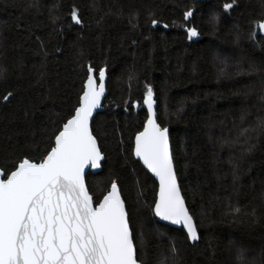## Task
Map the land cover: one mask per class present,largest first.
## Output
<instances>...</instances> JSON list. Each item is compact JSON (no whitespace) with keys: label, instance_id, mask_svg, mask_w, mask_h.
I'll return each mask as SVG.
<instances>
[{"label":"trees","instance_id":"trees-1","mask_svg":"<svg viewBox=\"0 0 264 264\" xmlns=\"http://www.w3.org/2000/svg\"><path fill=\"white\" fill-rule=\"evenodd\" d=\"M230 2L0 0V97L14 93L0 99V167L39 162L79 106L87 65L106 67L108 94L92 121L104 161L86 181L96 203L117 182L138 258L159 264L174 244L176 264H240L238 250L247 264H264V132L236 142L241 128L264 118V32L256 27L264 0H236L225 12ZM73 7L82 24L71 21ZM190 27L198 32L191 39ZM148 84L198 226L195 243L158 222V184L134 157Z\"/></svg>","mask_w":264,"mask_h":264},{"label":"snow or ice","instance_id":"snow-or-ice-1","mask_svg":"<svg viewBox=\"0 0 264 264\" xmlns=\"http://www.w3.org/2000/svg\"><path fill=\"white\" fill-rule=\"evenodd\" d=\"M235 4L236 0H231L222 8L227 12ZM191 15V11L184 13L186 19ZM70 19L74 24L83 23L74 7ZM217 20L216 15L211 17V23ZM256 27L264 32V20L256 22ZM187 35L189 39L197 36V29L188 28ZM253 35L250 32L249 38ZM86 71L79 106L58 133L53 132L50 151L39 162L21 157L13 162L14 170L0 167V264H143L117 182H110L95 205L85 182V169L99 168L104 159L90 119L105 94L106 67L97 70L89 64ZM219 74H224V67ZM3 75L0 71V77ZM133 79L130 75L129 81ZM13 95L7 92L0 99L8 102ZM155 104L152 86L145 85L147 119L143 131L135 135L134 154L159 181L154 215L181 226L189 240L197 241L198 226L185 205L174 169L169 129L157 122ZM257 130L264 132V118L258 119L254 128H241L236 142L248 144L251 133ZM176 255L172 244L169 255H162L159 264H176ZM238 259L247 264L242 250H238Z\"/></svg>","mask_w":264,"mask_h":264},{"label":"water","instance_id":"water-1","mask_svg":"<svg viewBox=\"0 0 264 264\" xmlns=\"http://www.w3.org/2000/svg\"><path fill=\"white\" fill-rule=\"evenodd\" d=\"M107 94H108V90H107V75H106V81H105V94H104V96L101 98V107H99V108H97L94 112H93V116H92V118L90 119V127H91V130H92V121H93V119H94V117L96 116V114L97 113H99L101 110H102V106H103V103H104V100H105V98H106V96H107ZM145 108H146V106H144ZM154 108H155V111H156V104H155V106H154ZM147 110V109H146ZM156 114H157V112H156ZM157 122H158V120H157ZM159 123V122H158ZM162 127V126H161ZM141 131H143V129L141 130ZM92 133H93V131H92ZM94 135V134H93ZM97 139V138H96ZM97 143H98V140H97ZM169 144H170V150H171V153H172V146H171V140H170V132H169ZM98 145H99V143H98ZM100 147V146H99ZM134 148H135V139H134ZM134 152V151H133ZM134 157H135V159L136 160H138L140 163H141V165L145 168V170L156 180V182H157V184H158V190H157V198H158V193H159V181H158V179L154 176V174H152L147 168H146V166L143 164V161L139 158V157H136L135 156V154H134ZM172 157H173V155H172ZM103 161H104V159L100 162V167L99 168H91V167H87L86 169H85V172H84V178H85V182H86V185H87V181H86V176H87V174L89 173V172H91V173H98V172H100L101 171V169H102V167H101V165H102V163H103ZM173 164H174V160H173ZM174 169H175V172H176V168H175V164H174ZM176 175H177V172H176ZM177 180H178V184H179V187H180V183H179V179H178V176H177ZM87 188H88V185H87ZM119 190H120V188H119ZM88 191H89V188H88ZM180 191H181V195L183 196V193H182V190H181V187H180ZM89 193H90V191H89ZM120 193H121V191H120ZM90 195H92L91 193H90ZM121 196H122V194H121ZM92 197H93V195H92ZM123 198V197H122ZM156 198V199H157ZM183 198H184V196H183ZM93 202H94V205L96 204V202H95V200H94V197H93ZM184 202H185V205H186V207L188 208V206H187V203H186V200H185V198H184ZM125 207H126V210H127V206H126V203H125ZM188 210H189V208H188ZM128 212V211H127ZM189 213H190V211H189ZM191 214V213H190ZM192 215V214H191ZM156 217V216H155ZM156 219L158 220V222H160V223H162V224H165V225H168V226H171V227H173V228H177V229H182V227L181 226H178V225H173V224H171L170 222H167V221H163V220H161L159 217H156ZM195 221V220H194ZM130 223V222H129ZM131 226V225H130ZM133 239H134V237H133ZM199 240V239H198ZM197 240V241H198ZM191 243H195V242H197V241H191V240H189Z\"/></svg>","mask_w":264,"mask_h":264}]
</instances>
